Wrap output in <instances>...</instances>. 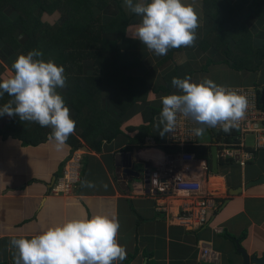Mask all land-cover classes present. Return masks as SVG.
<instances>
[{
  "label": "crops",
  "instance_id": "obj_1",
  "mask_svg": "<svg viewBox=\"0 0 264 264\" xmlns=\"http://www.w3.org/2000/svg\"><path fill=\"white\" fill-rule=\"evenodd\" d=\"M119 1L129 17L126 31L131 32L140 22V18L125 9L123 0ZM229 1L253 31L257 28L253 40L257 41L258 37L264 39V17H258L253 1ZM186 2L190 3L192 0ZM111 4L116 8L113 2ZM197 5L200 27L197 29L194 46L174 51L172 59L167 62L164 61L166 55L156 56L150 53L146 46L138 39L131 38L127 32L119 40L122 51L140 60V64L130 74L146 82L150 89L148 101L153 103L160 99L153 89L164 86L163 78L166 74L178 67V74L182 77L186 71L183 69L185 63H189L191 70L197 71L191 78L193 81L211 78L217 84L227 87L257 86L264 105V61L257 72L233 70L231 81L221 80L220 74L224 77L228 75L230 79L232 70L225 63L227 57L224 51L214 48L203 51L199 43L215 24V19L208 14L209 11H216L223 24L228 17L222 8L214 5H211L207 13L204 0H197ZM230 42L233 44V40ZM254 44L257 46L259 43ZM15 59L8 63L0 57V62L8 66L6 68L4 65L6 70L1 81L13 74L10 65ZM221 65L228 72L219 71ZM205 66H208V70L203 73L201 69ZM217 71L220 72L218 77L215 76ZM60 90L65 92V88ZM104 104L107 111L114 109ZM142 109L143 105L137 108L129 120H121L118 135L111 142H104L99 152L91 151L85 145L83 147L86 150L83 147L78 150L82 163L84 162V166L81 165V182L92 181L96 186L83 187L80 182L79 187L69 195L54 192L56 182L63 175L66 163L75 152L71 151L69 145L57 151L49 141L34 146L24 145L21 140L12 137L0 140V264H14L16 250L10 248L13 237H31L69 219L95 215H108L119 220L118 240L127 253L122 264H242V256L236 250V240L241 241L250 257L264 256V183L244 189L237 196L230 197L228 193L230 188L244 187L249 181L264 175V151L259 152L255 161L245 168L219 165V173L210 178L208 190L215 195L218 204L221 205L226 199L229 201L225 207L219 206L210 225L196 232H187L171 222L169 213L175 210L173 201L167 198L158 200L147 191L150 182L144 184L140 178L132 180L129 191H124L115 177L114 157L119 152L131 156V165L141 173L153 170L165 154L158 149V145L167 146V133L161 136L155 127L159 114L154 117L141 144L132 140L138 137L139 128L146 125L141 117ZM70 114L74 116L71 110ZM208 130L214 132L212 128ZM216 138L218 136L214 132L210 141L201 144L212 145ZM126 146L130 150L123 152ZM159 202L166 204L160 207ZM226 234L234 240L226 237ZM242 234H246V237L241 240L239 238ZM204 250H208V254L203 255Z\"/></svg>",
  "mask_w": 264,
  "mask_h": 264
},
{
  "label": "trees",
  "instance_id": "obj_2",
  "mask_svg": "<svg viewBox=\"0 0 264 264\" xmlns=\"http://www.w3.org/2000/svg\"><path fill=\"white\" fill-rule=\"evenodd\" d=\"M252 1L257 7L258 17H264V0ZM111 2L116 8L111 6ZM211 5L224 10L228 17L225 24L216 11L208 13ZM204 6L215 19V24L199 43L200 49L224 51L225 63L236 72L259 71L264 61V39L258 37L257 41L253 40L257 28L253 31L229 0H204ZM128 22L129 17L119 0H0V57L12 63L19 54L36 49L43 53L44 60H53L65 68L67 86L65 92L58 91L76 121L75 134L67 141L72 152L84 145L99 152L104 142L109 143L118 135L121 120H129L143 105L141 117L146 125L141 126L138 137L132 139L141 144L154 117L160 114L161 99L153 103L148 101L150 89L146 82L130 74L140 64L139 58H131L119 45ZM19 37L24 39L21 41ZM254 43L259 44L255 46ZM176 50L182 51L183 47L170 49L164 61L172 59ZM189 65L185 63L183 69L186 71L182 77L178 74V67L166 74L164 86L153 89L154 94L161 98L176 90L171 84L173 77H194L197 71L191 70ZM207 67H203L201 72L206 73ZM10 69L13 71L12 64ZM5 70L0 62V81ZM257 92L261 100L259 89ZM9 99L11 97L5 94L0 98V106ZM104 103L114 109L107 111ZM50 132V128L37 123L21 122L18 116H0V140L12 137L24 145L37 146L48 141ZM217 136L219 138L220 134ZM158 149L164 153L177 150L163 145H158ZM129 150L130 147L123 148V152ZM189 150L210 162L211 145L190 147ZM219 165L239 167L225 160H219ZM225 236L234 240L228 234ZM245 237L246 234H242L239 239Z\"/></svg>",
  "mask_w": 264,
  "mask_h": 264
},
{
  "label": "clouds",
  "instance_id": "obj_3",
  "mask_svg": "<svg viewBox=\"0 0 264 264\" xmlns=\"http://www.w3.org/2000/svg\"><path fill=\"white\" fill-rule=\"evenodd\" d=\"M123 4L140 18L127 34L150 53L165 56L170 49L194 46L200 27L197 0H123ZM42 57L41 51L33 49L15 59L13 74L0 81V98L11 97L0 106V116H18L21 122L50 128L47 139L60 151L75 134L76 121L58 91L67 86L64 66ZM171 84L177 91L160 98L162 109L155 127L161 136L174 132L178 117L196 124L192 132L201 138L207 128L230 133L245 117L246 98L211 78L197 82L189 76L173 77ZM81 184L96 186L88 180ZM119 229L116 217L95 215L69 219L31 237H13L14 264H122L127 253L118 240Z\"/></svg>",
  "mask_w": 264,
  "mask_h": 264
},
{
  "label": "built area",
  "instance_id": "obj_4",
  "mask_svg": "<svg viewBox=\"0 0 264 264\" xmlns=\"http://www.w3.org/2000/svg\"><path fill=\"white\" fill-rule=\"evenodd\" d=\"M247 100L245 117L238 129L225 133L219 128L220 137L216 138L220 160L231 161L241 168L254 162L256 153L264 151V108L255 86L229 87ZM197 125L191 120L178 117L174 132L167 133V146L177 150L165 153L162 161L148 173V192L158 200L168 199L175 204L169 213L173 225L187 232H196L207 227L219 210L215 195L208 190L214 172L208 159L197 157L190 147L202 146L199 137L192 129ZM248 135L254 137L253 146L246 143ZM82 157L75 151L66 163L63 175L56 182L54 192L69 195L80 183ZM166 203L159 202L163 207ZM208 254V250L202 252Z\"/></svg>",
  "mask_w": 264,
  "mask_h": 264
},
{
  "label": "water",
  "instance_id": "obj_5",
  "mask_svg": "<svg viewBox=\"0 0 264 264\" xmlns=\"http://www.w3.org/2000/svg\"><path fill=\"white\" fill-rule=\"evenodd\" d=\"M83 150H86V147L82 148ZM211 167L215 174L219 173V156H218V147L214 144L211 145ZM131 156L124 153H117L114 157V165L116 167L115 169V177L117 179V182L121 186V188L124 191H129L130 188V181L135 179H142L144 181V184L148 182V173L149 170H145L144 172H138L132 169L131 165ZM123 168V169H122ZM264 183V175H261L259 178L255 180H251L248 183L244 185V187H238V188H231L228 190L229 196H237L239 195L244 189H248L250 187L261 185ZM229 199H226L221 206V208L225 207V205L228 203ZM220 208V209H221ZM237 253L242 256L243 263L242 264H264V256L263 257H257L253 256L250 257L248 252L245 250V248L241 245L240 240L235 241Z\"/></svg>",
  "mask_w": 264,
  "mask_h": 264
},
{
  "label": "rangeland",
  "instance_id": "obj_6",
  "mask_svg": "<svg viewBox=\"0 0 264 264\" xmlns=\"http://www.w3.org/2000/svg\"><path fill=\"white\" fill-rule=\"evenodd\" d=\"M24 39V37H19V40H23ZM2 62V61H1ZM3 64V63H2ZM4 65H5V67L7 68L8 66L4 63ZM218 69V68H217ZM219 71L220 70H222V71H226V72H228V70L225 68V66L224 65H221L220 66V69H218ZM219 71H217V73H216V77H218V74L220 73ZM233 72V70H230V79H229V76L228 75H225V77H224V75H222V74H220V79L221 80H224L225 82L226 81H231L232 80V73ZM230 86V85H229ZM213 131L214 132H216L217 133V130H216V128H213ZM214 132H211V131H209L208 130V128L206 129V131H205V134H204V136L201 138V137H199V141L200 142H208V141H210L211 139H212V133H214ZM246 143L248 144V145H251V146H253V143H254V137L252 136V135H248L247 136V138H246ZM235 167V166H234ZM214 187H216V186H214ZM219 189H222V187H220Z\"/></svg>",
  "mask_w": 264,
  "mask_h": 264
},
{
  "label": "flooded vegetation",
  "instance_id": "obj_7",
  "mask_svg": "<svg viewBox=\"0 0 264 264\" xmlns=\"http://www.w3.org/2000/svg\"><path fill=\"white\" fill-rule=\"evenodd\" d=\"M210 163V162H209ZM210 166H211V163H210ZM212 168V167H211ZM231 189V188H230ZM225 201V200H223ZM224 202L221 203V205L219 204V206L221 207L223 205ZM237 250V249H236Z\"/></svg>",
  "mask_w": 264,
  "mask_h": 264
}]
</instances>
